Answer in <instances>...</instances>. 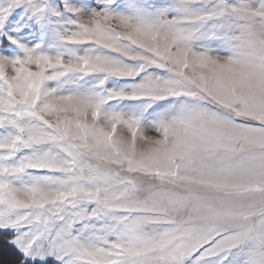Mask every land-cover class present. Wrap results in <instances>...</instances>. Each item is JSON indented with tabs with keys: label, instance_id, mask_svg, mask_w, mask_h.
I'll list each match as a JSON object with an SVG mask.
<instances>
[{
	"label": "snow or ice",
	"instance_id": "snow-or-ice-1",
	"mask_svg": "<svg viewBox=\"0 0 264 264\" xmlns=\"http://www.w3.org/2000/svg\"><path fill=\"white\" fill-rule=\"evenodd\" d=\"M0 264H264V0H0Z\"/></svg>",
	"mask_w": 264,
	"mask_h": 264
},
{
	"label": "trees",
	"instance_id": "trees-1",
	"mask_svg": "<svg viewBox=\"0 0 264 264\" xmlns=\"http://www.w3.org/2000/svg\"><path fill=\"white\" fill-rule=\"evenodd\" d=\"M3 250L8 254V258L5 260V262L10 261L13 258L12 251L8 249V247L6 248V250L5 249Z\"/></svg>",
	"mask_w": 264,
	"mask_h": 264
},
{
	"label": "rangeland",
	"instance_id": "rangeland-1",
	"mask_svg": "<svg viewBox=\"0 0 264 264\" xmlns=\"http://www.w3.org/2000/svg\"><path fill=\"white\" fill-rule=\"evenodd\" d=\"M6 246L4 247V249L6 250ZM8 258V254L3 250V254L2 256H0V259H3L4 261Z\"/></svg>",
	"mask_w": 264,
	"mask_h": 264
}]
</instances>
